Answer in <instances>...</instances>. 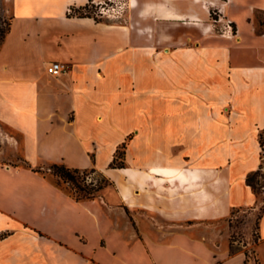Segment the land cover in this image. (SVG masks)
I'll list each match as a JSON object with an SVG mask.
<instances>
[{
  "label": "crops",
  "instance_id": "obj_1",
  "mask_svg": "<svg viewBox=\"0 0 264 264\" xmlns=\"http://www.w3.org/2000/svg\"><path fill=\"white\" fill-rule=\"evenodd\" d=\"M106 1L0 0V123L32 166L0 164V264H243L226 221L259 209L246 178L263 163L264 0H110L139 25L69 16ZM211 7L222 32L166 41L140 19L204 22ZM52 61L71 74L51 77ZM53 163L113 184L75 200L33 170ZM259 236L264 264V214Z\"/></svg>",
  "mask_w": 264,
  "mask_h": 264
},
{
  "label": "rangeland",
  "instance_id": "obj_2",
  "mask_svg": "<svg viewBox=\"0 0 264 264\" xmlns=\"http://www.w3.org/2000/svg\"><path fill=\"white\" fill-rule=\"evenodd\" d=\"M131 9L132 8H130L129 4L113 3L112 1L107 0L100 4L91 3L90 12L97 21H107L120 25H130L131 23L139 25L141 20H138L135 15H122ZM208 11L210 12L208 19L204 22H200V26L194 25L197 15H193L192 18L173 21H170L169 19H161V17L157 15H144L140 16V19H145L144 22L147 30L157 27L163 34L164 38L167 39L166 41H168V34L171 31L176 32L177 36L181 37L192 27L205 29L212 27L217 33L222 32L223 26L217 25L218 21L221 20L219 17V10L211 7ZM198 17L202 18V15H199ZM257 18L260 22L264 23V13L257 15ZM8 22L9 18L6 16L4 20L0 22V30L6 31L8 28ZM164 34H166V36ZM23 158V138L21 134L0 123V164L21 166ZM49 167L50 166H47L44 169L38 167L36 169H41L43 173H45V175L52 179L56 184L59 183V187L68 192L73 185L60 182L57 177L52 175ZM82 177L84 178L82 183H86L87 185L91 182L96 183L99 179V176L95 173L82 175ZM257 187V195L260 199L259 209L255 211L246 208L235 210L231 217L226 221V230L229 236L228 245L231 252H235L236 250H242L245 254L250 252V256L255 257L257 263L261 264L258 256V246L260 245L259 218L263 215L262 211L264 210V178L260 179V183Z\"/></svg>",
  "mask_w": 264,
  "mask_h": 264
},
{
  "label": "trees",
  "instance_id": "obj_3",
  "mask_svg": "<svg viewBox=\"0 0 264 264\" xmlns=\"http://www.w3.org/2000/svg\"><path fill=\"white\" fill-rule=\"evenodd\" d=\"M90 7H91V3L79 9H73V11L77 13V15H69V16L93 17L92 16L93 14L90 12ZM8 29L9 28H7L6 31L0 30V45L2 44L6 36V33L8 32ZM259 140L261 143V147L263 148L264 131L260 132ZM127 146H128V140L124 141L118 147L115 156L112 162L110 163V168H123L125 166V154H126ZM21 167L31 168L32 166L25 158H23ZM49 169L52 172V175L57 177L60 182L66 183L68 185H73L69 189L68 193L70 196H72L75 200L78 201L94 198L103 188L113 184L112 181L104 174V172L96 168L79 169V168L69 167L64 163H53L50 165ZM33 170L37 172H43L41 169L34 168ZM90 173H95L96 175L99 176L97 182L96 183L91 182L89 185H87L86 183H82L84 181L82 175H87ZM261 178H264L263 163L261 164L259 169L249 173L246 178L247 184L253 188L255 193H257L258 191L257 185L260 183ZM57 185H59V183ZM262 213L264 214V210L262 211ZM1 237H3V235H1L0 238Z\"/></svg>",
  "mask_w": 264,
  "mask_h": 264
},
{
  "label": "built area",
  "instance_id": "obj_4",
  "mask_svg": "<svg viewBox=\"0 0 264 264\" xmlns=\"http://www.w3.org/2000/svg\"><path fill=\"white\" fill-rule=\"evenodd\" d=\"M114 9V8H113ZM109 11V10H108ZM107 13V12H106ZM73 63L69 61H52L47 65V73L53 78H61L71 74ZM262 158L264 164V145L262 148ZM264 172V165H263ZM243 264H258L255 257L250 256V252L245 254Z\"/></svg>",
  "mask_w": 264,
  "mask_h": 264
},
{
  "label": "bare ground",
  "instance_id": "obj_5",
  "mask_svg": "<svg viewBox=\"0 0 264 264\" xmlns=\"http://www.w3.org/2000/svg\"><path fill=\"white\" fill-rule=\"evenodd\" d=\"M176 18L179 19V20H183V19H184V17H183V16H180V15L176 16ZM195 20H196V21H195L194 25H196V26H200V25H201V23H200V20H201V19L196 18Z\"/></svg>",
  "mask_w": 264,
  "mask_h": 264
}]
</instances>
